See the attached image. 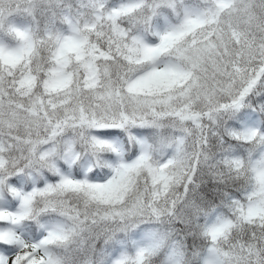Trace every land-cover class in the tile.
Here are the masks:
<instances>
[{"label":"snow or ice","instance_id":"snow-or-ice-1","mask_svg":"<svg viewBox=\"0 0 264 264\" xmlns=\"http://www.w3.org/2000/svg\"><path fill=\"white\" fill-rule=\"evenodd\" d=\"M0 264H264V0H0Z\"/></svg>","mask_w":264,"mask_h":264}]
</instances>
